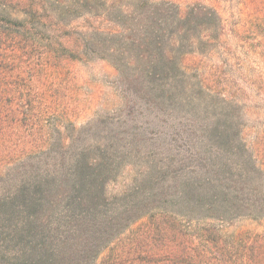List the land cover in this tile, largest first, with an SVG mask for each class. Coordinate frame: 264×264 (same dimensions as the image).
Masks as SVG:
<instances>
[{
  "label": "trees",
  "instance_id": "1",
  "mask_svg": "<svg viewBox=\"0 0 264 264\" xmlns=\"http://www.w3.org/2000/svg\"><path fill=\"white\" fill-rule=\"evenodd\" d=\"M226 1L264 14V0ZM220 2L0 0V264H264V233L229 231L264 222V165L237 123L178 132L171 156L138 120L176 107L159 83L185 88L190 56L229 49ZM96 61L128 90L79 125L75 66ZM133 158L144 178L110 194Z\"/></svg>",
  "mask_w": 264,
  "mask_h": 264
},
{
  "label": "rangeland",
  "instance_id": "2",
  "mask_svg": "<svg viewBox=\"0 0 264 264\" xmlns=\"http://www.w3.org/2000/svg\"><path fill=\"white\" fill-rule=\"evenodd\" d=\"M173 1L185 5V1L189 4L197 0ZM218 5L225 20L227 33L224 41L229 49L219 47L207 55L190 56L192 60L188 65L192 77L184 83L186 90L181 86H169L166 81L159 83L166 85L168 91L174 87L176 107L167 105L165 110L160 108L154 112L146 107V112L139 115L138 120L145 123V129L151 138V142L145 143V147H163L165 151L162 155H176L173 141L176 133H184L187 129L205 131L218 123L225 125L224 122L231 119L237 123V126H232L233 129L240 127L248 146L264 165V14L261 17L255 14L241 20L240 16H234L237 9L231 2L221 0ZM75 70L79 79V125L98 114L117 113L124 104L128 86L117 83L116 70L104 61L79 64L75 66ZM202 78L209 80L212 95L200 94L197 84ZM151 95L152 98L167 97L159 92H151ZM127 124L128 128L135 126L131 119H128ZM223 128L229 127L225 125ZM92 139L90 136L86 142L89 143ZM183 150L186 154V149ZM148 163L147 158L142 162L130 159V168L110 185L109 193L122 194L138 185L137 179L144 178L139 172L148 170ZM135 165L137 167L134 171L132 169ZM242 230L264 233V222L242 219L229 229L230 232ZM2 233L0 224V260L5 254V246H1L4 242Z\"/></svg>",
  "mask_w": 264,
  "mask_h": 264
}]
</instances>
